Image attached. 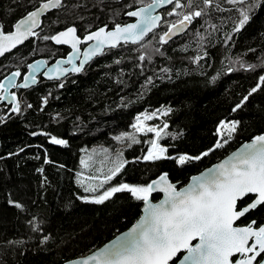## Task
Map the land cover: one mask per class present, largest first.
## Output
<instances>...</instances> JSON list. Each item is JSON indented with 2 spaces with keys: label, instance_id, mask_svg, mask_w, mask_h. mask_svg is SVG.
Wrapping results in <instances>:
<instances>
[{
  "label": "trees",
  "instance_id": "16d2710c",
  "mask_svg": "<svg viewBox=\"0 0 264 264\" xmlns=\"http://www.w3.org/2000/svg\"><path fill=\"white\" fill-rule=\"evenodd\" d=\"M43 1L0 0L3 31H12L22 16ZM149 2L62 0L61 7L43 18L36 31L41 32L39 39L32 37L0 59V80L17 70L23 76L27 65L37 58L53 61L66 54L67 48L42 37L71 25L83 34L102 25L125 24L131 21L128 11ZM180 3L186 7L185 13L205 10L183 35L162 43L159 38L168 29L163 21L142 43L110 49L80 74L60 81L41 79L28 90L19 89L21 113H12L11 106L0 102V117H4L0 121V264H64L90 253L136 222L143 201L124 191L97 204L82 197L99 193H85L77 183L81 173L99 175L101 167L106 173L117 154L122 153L129 163L100 192L121 183L146 186L163 172L182 186L193 174L264 132V85L236 108L264 75V3L253 9L248 22L229 41L227 36L240 18L239 4L228 0H214L211 7L203 0ZM172 8L174 5L162 11L163 20ZM191 56L203 58L199 63L188 62L186 58ZM241 62L256 68L244 70ZM230 67L236 70L227 71ZM45 97L47 104L43 103ZM28 104L32 107H25ZM167 109L172 111L153 120L169 125L165 132L172 135L160 140L168 148L166 156L194 157L214 150L184 165L176 159H137L147 153V141L154 138L152 133L135 132L132 125L137 116ZM221 121H238L237 130L227 144L216 148ZM125 132L135 134L140 143L129 147L130 141L115 139ZM53 135L67 140V145L52 144ZM89 156L92 160L87 169L80 161ZM45 159L51 162L45 163ZM159 197L152 195L154 200ZM252 198L249 195L239 201L238 208ZM251 220L264 223V205L238 223ZM29 221L40 230L34 231Z\"/></svg>",
  "mask_w": 264,
  "mask_h": 264
},
{
  "label": "snow or ice",
  "instance_id": "6c2138e0",
  "mask_svg": "<svg viewBox=\"0 0 264 264\" xmlns=\"http://www.w3.org/2000/svg\"><path fill=\"white\" fill-rule=\"evenodd\" d=\"M141 4L143 0H140ZM232 5L239 4V20L236 28L238 32L248 22L250 13L256 7L264 3V0H228ZM204 5L209 7L214 5V0H203ZM174 5L172 11L167 15H180V18L169 25L167 31L160 36L162 43H167L173 36L183 32L192 23L194 18L201 17L204 9L192 11L186 14H178L176 9L184 7L180 0H152V3L143 5L135 10L128 11L126 15L139 17L135 23L121 26L115 25L113 30L100 28L91 32L81 39L76 35L74 27L67 28L51 37L44 36L42 39H51L58 45H70L71 53L67 60L57 61L55 66L43 72V76L48 79L59 80L69 71L81 72L84 64L92 57L102 54L105 46L115 48L123 44H140L149 33H153L160 26L162 17L154 15V9L162 5ZM62 6V0H47L36 10L29 12L15 25L14 30L5 34L3 26L0 25V56L11 52L18 45H22L26 40L39 35L35 31L39 27L41 14ZM218 6V5H217ZM212 27H215L214 25ZM228 40L231 37H227ZM95 41L94 44L90 43ZM88 42V48L83 52V60L77 66V53L80 52L78 45ZM146 47V45H144ZM159 51L158 49L156 50ZM254 51V50H252ZM206 55V53H205ZM203 57L196 56L195 63ZM141 61L145 60V55H140ZM46 61L37 60L28 64L27 75L23 76V83L17 84L16 79L22 76L17 70L10 76H5L0 80V101H9L12 105V113L23 111L21 102L16 93L10 89L29 88L37 83L36 73L46 64ZM67 63L71 68L63 67ZM244 70H255L256 65H245L240 63ZM235 68H228L227 71H235ZM164 71H168L165 69ZM215 80V77H213ZM148 83H151L149 78ZM261 85H264V75L259 77L256 87H253L248 96L243 97L240 108L248 97L255 93ZM63 87V84H60ZM47 97L43 103L47 104ZM25 107L31 108L28 104ZM233 109V111L236 110ZM156 110L152 113H144L137 116V122L132 125L136 133L154 134V138L147 141L150 145L147 153L143 157L145 161H156L161 159H176L180 165L193 160H200L207 156L209 149L199 156L180 155L178 157L166 156L168 148L164 147L160 140L164 136L172 135L165 132L169 125H147L146 121L157 118L158 113L166 115L171 112ZM4 117H0L3 121ZM238 121H221L217 129V134L221 137L215 147H223L227 144L232 134L237 130ZM49 135L47 133H34V135ZM227 134V135H225ZM173 138H175L173 136ZM116 140L130 141L132 144L140 143L133 133H122L115 137ZM50 142L55 145H67V140L50 136ZM23 151V149H20ZM107 150H105L106 152ZM12 155V154H10ZM92 157L81 159L80 164L84 168H89ZM51 161L45 159V163ZM129 161L122 159V153L117 154L113 167L105 173L103 167L98 169L99 175L84 176L80 174L77 183L83 188L85 193H99L91 197L82 199L101 204L108 200L115 193L129 192L133 198L144 202V215L137 223L123 236L109 246L101 248L92 255L69 262V264H170L177 258L179 253H185L179 258V264H264V225L257 226L253 220L246 226L236 225V221L245 217L251 210L264 205V135H257L250 143L243 145L242 149L233 153L223 162L209 168L205 173L191 178L192 182L185 188L177 189L176 184L167 179V173L162 174L157 180H153L144 185H130L121 183L118 186H110L103 192L106 184H109L125 167ZM43 171V169H39ZM95 181L96 183H86ZM155 192H162L164 198L159 203H153L151 196ZM252 195L255 199L245 207L238 210V201ZM15 207L23 208L22 204L12 202ZM33 224V230L39 231V225ZM45 240L47 237L44 238ZM196 241V243H193ZM19 243H23L20 241Z\"/></svg>",
  "mask_w": 264,
  "mask_h": 264
},
{
  "label": "water",
  "instance_id": "95a60500",
  "mask_svg": "<svg viewBox=\"0 0 264 264\" xmlns=\"http://www.w3.org/2000/svg\"><path fill=\"white\" fill-rule=\"evenodd\" d=\"M47 2V0H45V1H43V2H41L38 6H36L34 9H32L31 11H34V10H36V8H38L42 3H46ZM150 3H152V0H151V2H149L148 4H150ZM146 5V4H145ZM143 6V5H142ZM171 5H162V6H159V7H156L155 9H154V15H160L161 17H162V21H161V23L163 22V19H164V15H163V10L164 9H167V8H169ZM139 7H141V6H139ZM138 8V7H137ZM54 9V8H53ZM136 9V8H135ZM135 9H132V10H135ZM52 9H50V10H48V11H46V12H44V13H42L41 14V21L43 20V18L51 11ZM132 10H130V11H132ZM31 11H29V12H31ZM28 12V13H29ZM27 13V14H28ZM27 14H25L24 16H22L20 19H22V18H24ZM128 16V15H127ZM129 18H131V21H129V22H127V23H125V24H119V25H121V26H124V25H127V24H131V23H135L138 19H139V17H130V16H128ZM19 19V20H20ZM18 20V21H19ZM17 21V22H18ZM16 22V23H17ZM161 23H160V26H161ZM41 24H42V22L40 23V25H39V27H37L36 29H35V31H37L39 28H40V26H41ZM190 25L191 24H189L187 27H186V29L183 31V32H181L180 34H178V35H175V36H173L170 40H168V42L169 41H171L172 39H174V38H177V37H179V36H181V35H183L187 30H188V28L190 27ZM159 26V27H160ZM70 27H74L76 30H77V28L75 27V26H70ZM70 27H68V28H70ZM158 27V28H159ZM100 28H106L107 30H113L114 29V27H109V26H107V25H102V26H99V27H97L96 29H94V30H92V31H90V32H88V33H86L85 35H87V34H89V33H91V32H94V31H97L98 29H100ZM157 28V29H158ZM67 29V28H66ZM66 29H64V30H61V31H59V32H57L56 34H58V33H60V32H62V31H65ZM157 29H155L154 31H156ZM13 30H14V28H13ZM12 30V31H13ZM12 31H10V32H12ZM4 32V31H3ZM10 32H4L5 34H7V33H10ZM236 33V31L235 30H233V31H231L229 34H228V36L227 37H233V35ZM55 34V35H56ZM152 33H149L146 37H145V39L148 37V36H150ZM76 35L77 36H79L78 35V32L76 31ZM84 35V36H85ZM81 38V37H80ZM31 39V38H30ZM30 39H28V40H26L22 45H24L27 41H29ZM81 39H83V38H81ZM53 43H54V45H56V46H65V47H67V48H69L70 49V51L68 52V54L65 56V57H58V58H56L54 61H51V62H49V61H47L45 58H37V59H35L34 61H32L31 63H34L35 61H37V60H41V61H46L47 63L44 65V67L41 69V72H38V73H36V77H37V83H35V84H33V85H31L29 88H20V90H28V89H30V88H32V87H34V86H36V85H38V83L40 82V78H42L44 81H60V80H63V79H65V78H67V77H69V76H71V75H76V74H80V73H82V72H84L88 67H89V65L92 63V61H94L97 57H99V56H101L102 54H104L106 51H108V50H110V49H114V48H111V47H108L107 45L105 46V48H104V51H103V53L102 54H99V55H96V56H94V57H92V59L91 60H89L87 63H85L84 64V67H83V70L81 71V72H71V71H69L65 76H62V77H60V79L59 80H55V79H48L47 77H45V76H43V72L44 71H46L48 68H52V67H54L55 66V64H56V62L57 61H61V60H67V57L69 56V54L71 53V51H72V49H71V46L70 45H58V44H56L54 41H53ZM90 43H92V44H94L95 43V41H93V42H90ZM142 43V42H141ZM82 44H84L85 46H84V48H81V45ZM82 44H80V45H78V47L80 48V52H78L77 53V60H76V64H77V66L79 65V63H80V61H82L83 60V52L85 51V50H87V48H88V42H86V43H82ZM123 44V43H122ZM121 44V45H122ZM22 45H18L15 49H17L18 47H20V46H22ZM120 45V46H121ZM125 45H136V44H131V43H129V44H125ZM119 47V46H118ZM115 48H117V47H115ZM15 49H12L11 50V52L12 51H14ZM10 53V52H9ZM9 53H5V55H7V54H9ZM4 55V56H5ZM4 56H0V59L2 58V57H4ZM194 57H196V56H194ZM31 63H29V64H31ZM63 67H67V68H71L72 66L71 65H69V64H67V63H65L64 65H63ZM27 72H28V68H27V71L25 72V74L23 75V76H25V75H27ZM11 73H13V72H11ZM11 73H9L7 76H10L11 75ZM23 76H22V79L21 80H19L21 77H18L17 79H16V83L17 84H22L23 83ZM13 89V88H12ZM12 89H10V92H12ZM6 104H8V105H11V103L9 102V101H4ZM257 135H264V132H261V133H258V134H255L250 140H247V141H245V142H243V143H241L237 148H235L233 151H231L228 155H226L225 157H223L221 160H219V161H217V162H215V163H213L212 165H210V166H208V167H206L205 169H203V170H201L200 172H198V173H196V174H193L190 178H189V180H188V182L186 183V184H184V185H182V186H180L179 185V183H177V182H173L172 180H171V178L169 177V175H168V173L167 172H163V173H161L160 175H158L157 177H155V178H153L151 181H153V180H157L162 174H164V173H167V179H168V181L169 182H171V183H174V184H176V186H177V189H181V188H185V187H187L191 182H192V180H191V178L192 177H194V176H198V175H200L201 173H205L209 168H213L215 165H217V164H219V163H221V162H223L224 160H226L229 156H231L233 153H235V152H237V151H239L240 149H242V147H243V145H245V144H247V143H250L252 140H253V138L254 137H256ZM150 181V182H151ZM149 182V183H150ZM153 194H159L160 195V197L157 199V200H154L153 198H152V196H151V201L153 202V203H159L163 198H164V194L162 193V192H155V193H153ZM152 194V195H153ZM255 199V197L253 196V199L251 200V201H249L247 204H249V203H251L253 200ZM238 203H239V201H238ZM247 204H245L244 206H242V207H240V208H238V210L239 209H241V208H243V207H245ZM144 202H143V205H142V208H141V215H140V217H139V219L144 215ZM237 207H238V204H237ZM259 207V206H258ZM255 210V209H254ZM252 211V210H251ZM247 215V214H246ZM245 215V216H246ZM243 218V217H242ZM138 219V220H139ZM137 220V221H138ZM137 221L136 222H134L130 227H128L127 229H125V230H123L122 232H120V233H118L116 236H114L112 239H110L109 241H107L106 243H104L103 245H101L100 247H98V248H96L95 250H93V251H91L90 253H88V254H86V255H83V256H80V257H77V258H74V259H71V260H67L64 264H69V262H71V261H75V260H80V259H82V258H86V257H88V256H90V255H92L94 252H96V251H98V250H100L101 248H104V247H106V246H109V245H111L116 239H117V237H120V236H123V234H125V233H127L136 223H137ZM239 221V220H238ZM238 221H236V225H238V226H246L247 224H249L251 221H253V220H251V221H249L248 223H246V224H237V222ZM256 225H257V223H256ZM261 225H264V223L263 224H259V225H257V226H261ZM193 243H196V241H194ZM183 253V252H182ZM180 254V253H179ZM178 254V255H179ZM185 253H183L182 254V256L184 255ZM181 256V257H182ZM178 257V256H177ZM175 259V258H174ZM90 264H92V262H90ZM175 264H179V259H178V261L175 263Z\"/></svg>",
  "mask_w": 264,
  "mask_h": 264
},
{
  "label": "rangeland",
  "instance_id": "374dc122",
  "mask_svg": "<svg viewBox=\"0 0 264 264\" xmlns=\"http://www.w3.org/2000/svg\"><path fill=\"white\" fill-rule=\"evenodd\" d=\"M188 4V3H187ZM187 4L185 5V6H187ZM186 7H183V10L182 11H180L179 13L177 12V10L178 9H176V12L178 13V14H186L185 12H183L184 11V9H185ZM172 10H173V8H172ZM172 10H170V11H172ZM169 12V11H168ZM167 12V13H168ZM168 17L165 19V20H163L164 22H163V25H165V26H168L169 27V25L171 24V23H173V22H176L179 18H180V15H172V16H169V15H167ZM40 34H41V32H39V35L38 36H36L37 38H36V40L37 39H39V37H40ZM187 60H188V62H192V61H194V57H188V58H186ZM16 96H17V98L19 99L20 97H19V95H18V93L16 92ZM144 113H149V112H144ZM144 113H141L139 116H142V114H144ZM150 114V113H149ZM157 117H159V113H158V115H157ZM136 122H137V120H136ZM135 122V123H136ZM147 125H158V124H155L154 122H153V120L152 121H146L145 122ZM225 135H227V134H225ZM90 168V167H89ZM89 168H87V169H89ZM100 169V168H99ZM84 176H93V175H87V174H83ZM81 178V177H80ZM86 183H93V184H95L96 182L95 181H86Z\"/></svg>",
  "mask_w": 264,
  "mask_h": 264
},
{
  "label": "flooded vegetation",
  "instance_id": "af4514ba",
  "mask_svg": "<svg viewBox=\"0 0 264 264\" xmlns=\"http://www.w3.org/2000/svg\"><path fill=\"white\" fill-rule=\"evenodd\" d=\"M71 26H74V25H71ZM68 27H70V26H68ZM68 27H66V28H68ZM75 27H76V26H75ZM66 28H63V29H61V30H64V29H66ZM95 29H96V28H95ZM61 30H59V31H61ZM92 30H94V29H92ZM92 30H90V31H92ZM59 31H57V32H59ZM90 31L88 30V31L84 32L83 34H79L78 29H77L78 35H79V37H81V38H83L84 35H85L86 33L90 32ZM57 32L53 33L52 36L55 35ZM226 41H229V40L226 39ZM52 42H53V41H52ZM84 46H85V45L82 44V45H81V48H84ZM58 47H65V46H58ZM65 48H67V47H65ZM69 51H70V49L67 48V52H66V54L63 55V56H61V57H65V56L68 54ZM53 61H54V60H53ZM49 62H51V61H49ZM21 79H22V77H21L19 80H21ZM41 79H42V78H40V80H41ZM18 90H19V89L13 88V89H12V92L16 93ZM0 102L5 103L4 101H0ZM5 104H6V103H5ZM6 105L12 107V105H8V104H6ZM251 196H252V195H251ZM245 198H246V197H245ZM245 198H244V199H245ZM252 199H253V198H252ZM237 224H242V223H238V222H237ZM245 224H246V223H245ZM182 254H183V253H180V254L178 255V257L174 259L173 262H170V264H175V263L178 261V259L182 256Z\"/></svg>",
  "mask_w": 264,
  "mask_h": 264
}]
</instances>
